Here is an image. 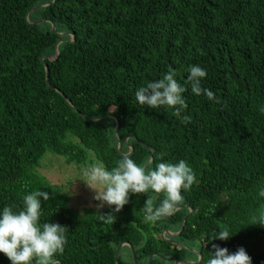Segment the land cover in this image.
<instances>
[{
  "label": "trees",
  "instance_id": "trees-1",
  "mask_svg": "<svg viewBox=\"0 0 264 264\" xmlns=\"http://www.w3.org/2000/svg\"><path fill=\"white\" fill-rule=\"evenodd\" d=\"M189 65L206 70L201 85L218 102L191 92ZM169 72L187 89L186 124L173 108L136 100L139 87ZM261 106L264 0H0V212L48 192L39 224L67 228L54 257L61 264H116L124 241L137 264L155 253L207 264L213 244L229 253L243 247L251 264H264V226L251 223L264 213ZM47 151L78 165L94 158L109 171L124 155L146 172L183 159L196 181L181 190L183 208L155 223L145 220V201L159 206L165 194L149 190L130 193L109 224L101 215L115 206L79 212L38 171ZM225 229L227 240L211 239ZM118 258L135 264L128 245ZM0 264L11 261L0 253ZM151 264L173 262L154 255Z\"/></svg>",
  "mask_w": 264,
  "mask_h": 264
},
{
  "label": "clouds",
  "instance_id": "clouds-1",
  "mask_svg": "<svg viewBox=\"0 0 264 264\" xmlns=\"http://www.w3.org/2000/svg\"><path fill=\"white\" fill-rule=\"evenodd\" d=\"M188 72L191 92L217 101L215 94L201 85L207 76L206 70L199 65H189ZM174 75L169 72L159 80L142 85L135 96L141 106L175 109L174 115L186 124L190 122V117L181 116V113L187 107L182 98V93L187 89L174 79ZM259 111L264 114V106ZM81 179L94 192L93 199L100 202L98 208H103L105 204L115 206L108 214L101 215V221L109 224L114 223L115 213L129 202L130 193L147 194L149 190L156 194L164 193L159 206H154L152 198H148L144 204L145 220L155 223L176 210L183 200L181 190H189L196 181V175L183 159L178 163L160 162L154 170L146 172L144 167L124 155L110 171L102 164L87 167ZM258 195L264 197V189ZM41 197L45 201L51 198L46 191H32L23 197V209L19 212H14L8 206L0 212V253L6 255L11 264H58L54 257L64 252L67 228L59 223L45 222L42 227L39 224ZM251 223L264 226V213L253 217ZM229 237L225 229L218 231L211 239L227 240ZM213 248L215 252L207 264H251V257L243 247L234 253L216 244H213Z\"/></svg>",
  "mask_w": 264,
  "mask_h": 264
},
{
  "label": "rangeland",
  "instance_id": "rangeland-1",
  "mask_svg": "<svg viewBox=\"0 0 264 264\" xmlns=\"http://www.w3.org/2000/svg\"><path fill=\"white\" fill-rule=\"evenodd\" d=\"M93 164L100 163L94 158L80 165L67 163L64 157L47 151L41 159L38 171L52 184L63 187L68 194L69 205L75 210L79 212H83L85 209L100 210L108 205L105 204L103 208H98L97 205L100 202L93 199L94 192L81 179L83 178L84 170ZM162 234L164 237L165 233L162 232Z\"/></svg>",
  "mask_w": 264,
  "mask_h": 264
},
{
  "label": "water",
  "instance_id": "water-1",
  "mask_svg": "<svg viewBox=\"0 0 264 264\" xmlns=\"http://www.w3.org/2000/svg\"><path fill=\"white\" fill-rule=\"evenodd\" d=\"M31 11V10H30ZM30 11L27 12V17L26 19L28 18V14L30 13ZM52 30L54 31L55 30V26L54 24L52 23ZM59 35H62V33H58ZM62 40L60 39L56 45H55V53L57 55V47H58V44L61 42ZM44 57H41V60H43ZM44 68H45V72H46V82H48V76H49V69H48V66L47 64H44ZM58 90V89H57ZM59 91V90H58ZM64 96V95H63ZM69 102V101H68ZM118 126H116L115 128V131L117 130ZM121 147V144H120V141L118 142V148L120 149ZM151 160V156L148 158V160L146 161L145 163V166H147V164L149 163V161ZM182 207V206H181ZM184 222H185V218H183L182 220V223H181V226H180V230L179 232L182 230L183 226H184ZM178 232V233H179ZM170 235H172L171 233H169ZM163 235V234H162ZM175 243V242H174ZM124 245H128L130 248H131V251H132V257H133V261L135 264H137V261H136V256H135V252H134V249L132 247V245L126 241L124 242H121L117 248H116V252H115V262L116 264H119V258H118V255H119V252H120V249L122 246ZM198 253V252H197ZM158 256L159 258L163 259V260H167V261H172L173 264H194L195 262L194 261H181V260H178L177 258L175 257H164L162 255H159V254H151L149 255L148 257V260H147V263L146 264H151V261H152V258L153 256ZM58 261V260H57ZM59 264H61L59 261H58Z\"/></svg>",
  "mask_w": 264,
  "mask_h": 264
},
{
  "label": "flooded vegetation",
  "instance_id": "flooded-vegetation-1",
  "mask_svg": "<svg viewBox=\"0 0 264 264\" xmlns=\"http://www.w3.org/2000/svg\"><path fill=\"white\" fill-rule=\"evenodd\" d=\"M181 206H182V205H178L177 208H178V209H182L183 206H182V207H181ZM178 209H176V210H178ZM163 232L166 233V234H167V233L169 234V233H171L172 231H169V230L165 229ZM168 234H167V235H168ZM171 234H172V235L169 234V237H167L166 239L169 240L170 242H179V241H176V240L172 239V238H174L178 233L176 234V233L173 232V233H171ZM191 251H192L193 253H197V252H198L196 249H191Z\"/></svg>",
  "mask_w": 264,
  "mask_h": 264
},
{
  "label": "crops",
  "instance_id": "crops-1",
  "mask_svg": "<svg viewBox=\"0 0 264 264\" xmlns=\"http://www.w3.org/2000/svg\"><path fill=\"white\" fill-rule=\"evenodd\" d=\"M171 233H173V232H171ZM168 234V233H167ZM166 233H165V235L167 236V237H169V234L167 235Z\"/></svg>",
  "mask_w": 264,
  "mask_h": 264
}]
</instances>
